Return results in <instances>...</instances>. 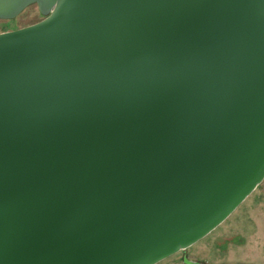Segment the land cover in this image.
Wrapping results in <instances>:
<instances>
[{
    "label": "water",
    "instance_id": "obj_1",
    "mask_svg": "<svg viewBox=\"0 0 264 264\" xmlns=\"http://www.w3.org/2000/svg\"><path fill=\"white\" fill-rule=\"evenodd\" d=\"M32 5L0 33V264H158L264 182V0H0V20Z\"/></svg>",
    "mask_w": 264,
    "mask_h": 264
},
{
    "label": "rangeland",
    "instance_id": "obj_2",
    "mask_svg": "<svg viewBox=\"0 0 264 264\" xmlns=\"http://www.w3.org/2000/svg\"><path fill=\"white\" fill-rule=\"evenodd\" d=\"M44 19L37 5L13 20H0V33ZM208 264H264V182L232 215L208 236L158 264H185L184 259Z\"/></svg>",
    "mask_w": 264,
    "mask_h": 264
}]
</instances>
